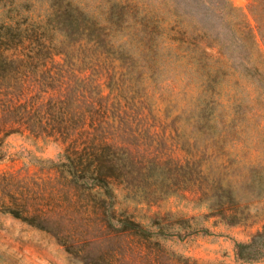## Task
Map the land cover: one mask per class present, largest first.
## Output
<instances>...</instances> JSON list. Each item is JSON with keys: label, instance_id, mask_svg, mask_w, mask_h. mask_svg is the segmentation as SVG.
Masks as SVG:
<instances>
[{"label": "rangeland", "instance_id": "rangeland-1", "mask_svg": "<svg viewBox=\"0 0 264 264\" xmlns=\"http://www.w3.org/2000/svg\"><path fill=\"white\" fill-rule=\"evenodd\" d=\"M162 1L0 0V23L26 28L5 49L26 60L21 112L0 104V264H264L236 256L264 225V83L223 75L216 48L220 72L187 70ZM249 1L232 0L255 23ZM161 6L154 51L140 16Z\"/></svg>", "mask_w": 264, "mask_h": 264}, {"label": "trees", "instance_id": "trees-1", "mask_svg": "<svg viewBox=\"0 0 264 264\" xmlns=\"http://www.w3.org/2000/svg\"><path fill=\"white\" fill-rule=\"evenodd\" d=\"M168 2L163 0L162 5H167ZM172 2L176 12L174 20L177 38L180 41L178 47L184 52V58L191 55L194 62L192 66L186 67L187 70L194 69L211 74L220 72L224 67L217 66L211 50L216 48L229 61V67L225 69L223 75L242 73V77H254L260 83H264V0L249 1L248 8L255 23L251 21L248 13L235 5L232 0H172ZM133 7L136 13L142 7L140 0H133ZM162 8L165 9L147 8V11L140 16L147 40L154 51L161 46L158 40L161 26L158 22L159 14L167 13L168 10L166 6ZM64 10V13H67L68 9ZM60 16L63 17V21L67 18L63 14ZM25 30L26 28L22 29L18 24L0 23V44L2 42L8 44H4V49L0 50V104L2 108L11 105L15 116H18L24 104L22 102L19 105L17 102L12 104L13 99L7 97L12 93L10 83L16 80L17 73L26 58L7 54L5 49L13 47L9 42L22 41ZM161 47L167 49L168 45ZM9 114H13L12 111ZM17 130L9 129L5 135ZM100 162L101 168L97 169L94 178L109 192L112 190L109 178L114 176L113 171L116 166L114 162H109L108 158ZM10 210L18 215L22 214L17 207ZM25 218L35 220L37 215H26ZM118 221L119 225L114 226L116 231H130L143 237H151L154 234V231L130 216L119 215ZM236 256L242 261L264 259V225L251 239L236 242ZM92 262L111 264L102 257Z\"/></svg>", "mask_w": 264, "mask_h": 264}]
</instances>
